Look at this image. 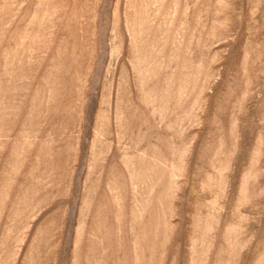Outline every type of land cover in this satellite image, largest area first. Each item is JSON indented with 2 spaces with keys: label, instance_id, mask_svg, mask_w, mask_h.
I'll return each instance as SVG.
<instances>
[{
  "label": "rangeland",
  "instance_id": "rangeland-1",
  "mask_svg": "<svg viewBox=\"0 0 264 264\" xmlns=\"http://www.w3.org/2000/svg\"><path fill=\"white\" fill-rule=\"evenodd\" d=\"M0 264H264V0H0Z\"/></svg>",
  "mask_w": 264,
  "mask_h": 264
}]
</instances>
